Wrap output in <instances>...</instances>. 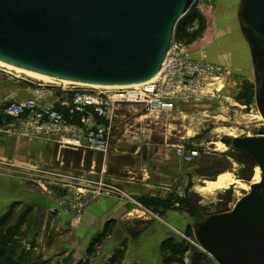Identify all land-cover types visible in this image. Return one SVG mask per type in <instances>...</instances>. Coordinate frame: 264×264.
<instances>
[{
	"label": "rangeland",
	"instance_id": "1",
	"mask_svg": "<svg viewBox=\"0 0 264 264\" xmlns=\"http://www.w3.org/2000/svg\"><path fill=\"white\" fill-rule=\"evenodd\" d=\"M239 3L240 0H195L187 15L197 12L200 13V19L188 25L189 31L197 30L200 21L207 26L206 16L200 9L206 11V15L210 17L211 12L207 11L210 6L214 11L221 13H225L227 7L231 17L230 26L232 24L238 38L242 37L246 41L239 26ZM184 19L186 17H183L182 21ZM174 41L187 44L175 35ZM250 71L248 75L241 76L237 71L224 66L220 77L214 82L215 85L208 87L213 90L201 101L188 103L183 110L145 113L135 107L129 108L126 112L128 122L116 131L107 153L63 146L54 139L38 141L6 134L20 143L24 142L21 146L24 157L21 155L15 163H11L12 160L2 163L9 166V172L12 168L17 172L13 174H18L21 179L31 184L30 192L38 201V214L33 217L31 208L27 212L23 210L17 214L16 207L12 214H8V220L5 219L7 224H4L1 230H19V236L15 240L17 248L28 239L27 233L33 224L40 230L46 226L45 234L37 235V242L44 245L49 241V230H52L49 220L44 221L46 213L52 214L51 219L59 214L66 220L61 224L68 222L67 230L61 229L64 233L55 239L60 246L68 239L73 240L72 236L84 237L88 232L86 225L90 219L87 215L96 207L98 196L102 193L116 195L130 200L134 209L124 220L112 219L114 221L109 229L111 237H105L94 251L87 253L89 264L91 258L101 259L102 256L105 260L102 259V262L98 263L111 264V258L118 251L120 258H116L113 264H167L166 259L170 257L171 252L160 249V243L170 236L173 237L174 243L184 241L190 248L183 255L182 262L174 260L172 264H193L196 253L203 256L201 264H218L202 249L193 234L186 233V229L168 233L164 227L158 226L155 238L152 237L154 232L151 237L140 240L147 242L142 251L138 250L139 241L132 243L126 230L123 229L121 238H112V235L120 226H142L147 223L148 227L152 221L162 222L172 215H176L178 220L186 219V227L192 228L194 223L202 221L210 214L231 210L250 190L231 185L228 189L214 192L200 191L205 181L214 180L219 174L226 172L232 173L249 186L253 183L257 165L246 154L231 146L233 137L264 134V120L256 104L252 62ZM8 76L13 78L9 79ZM24 79L44 82L0 64V100L9 96L11 82ZM217 87H220L218 91ZM249 93L253 94V101L246 104L243 99ZM216 142L225 146L217 149ZM192 148L199 149L200 153L191 163H186L182 160L179 150L186 153ZM143 195L162 199L171 195L185 196L196 205L200 216L193 218L188 217L186 213L167 210L159 214L139 201ZM40 196L46 197L40 200ZM85 196L89 198V204L83 208L80 217L75 219V206L79 205L76 199ZM60 219L58 218V221H61ZM101 231L94 233L92 239ZM81 240L79 238V241ZM25 241L26 245H31L29 240ZM78 243L76 249L84 254V248Z\"/></svg>",
	"mask_w": 264,
	"mask_h": 264
},
{
	"label": "water",
	"instance_id": "2",
	"mask_svg": "<svg viewBox=\"0 0 264 264\" xmlns=\"http://www.w3.org/2000/svg\"><path fill=\"white\" fill-rule=\"evenodd\" d=\"M194 2L0 0V61L74 83H142L160 72ZM238 20L264 117V0H240ZM231 146L261 168V181L231 210L194 223L193 234L218 264H264V134L233 137Z\"/></svg>",
	"mask_w": 264,
	"mask_h": 264
},
{
	"label": "built area",
	"instance_id": "3",
	"mask_svg": "<svg viewBox=\"0 0 264 264\" xmlns=\"http://www.w3.org/2000/svg\"><path fill=\"white\" fill-rule=\"evenodd\" d=\"M223 67L211 62L206 50L173 41L159 76L137 86L115 89L24 79L21 90L27 96L0 100V132L107 153L116 131L128 122L129 108L145 113L183 110L213 90L208 87L215 85ZM179 152L191 163L200 150ZM87 199H76L75 219L89 204Z\"/></svg>",
	"mask_w": 264,
	"mask_h": 264
},
{
	"label": "crops",
	"instance_id": "4",
	"mask_svg": "<svg viewBox=\"0 0 264 264\" xmlns=\"http://www.w3.org/2000/svg\"><path fill=\"white\" fill-rule=\"evenodd\" d=\"M200 10L201 13L206 16L207 26L202 35L190 44L191 48L194 51L199 49L206 50L211 62L233 69L241 76H246L251 73L250 68L252 59L249 46L242 37L238 38L239 36L235 32L232 24L230 26L231 17L228 8L226 7L225 13H221V11H214L210 6L208 10L206 9L208 12H211L210 17L206 15V11H202L203 9ZM11 83V92L8 97L3 99L17 98L19 95L20 97H25L28 95L27 91L21 90V87L24 85L23 81L15 80ZM23 144L24 142L20 143L12 136L0 132V233L5 232L1 230V221L5 216H8V214H12V210L16 209V207L18 209L17 214H20L23 210H26L27 212L30 208L33 212H31L33 217L38 214V201L34 198V194H31L30 192L32 189L31 184L24 181V179H21L18 174H13L17 172L13 171L11 167V172H9V166H4L5 164L2 163V161L9 160H12L10 161L11 163H15V161H19L18 157H21V155L24 157V154L21 151V146ZM14 158L17 159L15 160ZM45 197L46 196H40V200H44ZM13 204L16 205L14 208H12ZM131 204L130 200H126L116 195H105L102 193L101 196H98L97 205L93 208V212L91 211L87 215L90 219L86 225L88 232L84 237L74 235L72 236L73 240L68 239L60 246L57 245L58 242H56L55 239L61 237L64 233L61 229L67 230L68 222H66V224H61V222L65 223L66 221L63 216L61 217L58 214L51 219L50 217L52 214L48 212L46 213L44 221L49 220L51 225L50 229L52 230H49L48 232V238L49 241H51V244H49V241L44 245L37 242V235L40 236L42 234L43 236L46 232V226L40 230L39 228H35V225L33 224L32 228L28 230V239L23 237V239L29 240L31 245H26V241L24 240L22 245L16 249L15 259H18L22 252H25L28 256L25 261L26 263L23 262V264H79L81 261L89 264L87 248L92 241L94 233H98L101 230L103 231L105 224L111 219L124 220V218L131 213V210L134 209ZM19 205H21V207L18 208ZM58 218H61V221H58ZM175 218H177L176 215H172V217L170 216L167 220L164 219L162 222H158L159 225H157L156 229H158V226H162L164 227V230H169L170 233H175L178 229L183 230L180 226L175 224L173 221ZM116 233L117 229L113 232L112 238H116ZM141 233L142 231H137V233L135 232L133 235H130V241H133L132 243H134L135 239L137 240L139 238L142 240V236H140ZM156 233L157 231H155V234H153L152 237L155 238ZM135 234L136 236H134ZM110 237L111 235H109V238ZM79 238L82 240L79 241ZM76 243L82 245L84 248V254L76 249ZM146 243V241H139L138 250L142 251V249H144L143 246ZM128 254L129 252L127 255ZM102 259L103 261L105 260L104 256H102L101 259L98 257L91 258L90 264H103L98 263L100 261L102 262ZM135 260L137 261L138 259L136 258Z\"/></svg>",
	"mask_w": 264,
	"mask_h": 264
},
{
	"label": "trees",
	"instance_id": "5",
	"mask_svg": "<svg viewBox=\"0 0 264 264\" xmlns=\"http://www.w3.org/2000/svg\"><path fill=\"white\" fill-rule=\"evenodd\" d=\"M188 13V12H187ZM184 16L186 19L178 23L175 31V37L185 41L187 44H191L194 42L198 37H200L205 29V26L202 21H200V26L197 30L191 32L189 31L188 25L191 24L192 22L196 21L198 18L200 19V13H192ZM246 104H251L253 101V94L249 93L246 95L245 99H243ZM213 180V179H212ZM139 201L146 207L151 208L153 211L162 214L164 211H176L179 213H186L190 217H197L200 216V211L196 207V205L187 197L185 196H177V195H171L166 199H162L159 197H151V196H146L143 195L139 198ZM16 205L13 204L12 208H14ZM7 216L3 218L1 221V226L3 227L4 224H7ZM8 220V219H7ZM114 220L108 221L102 232H100L95 238L92 239L90 242L88 248H87V253H91L92 251L95 250V247L101 243V241L105 238L108 237L111 233H109L110 225L111 222ZM1 227V228H2ZM15 229H8L5 232L0 233V264H23L24 261H26L27 254L25 252H22L20 254V257L18 259H15V254H16V243L15 240L19 236V230ZM186 233L187 234H193L192 228L188 227L186 228ZM194 235V234H193ZM173 237L170 236L166 239H164L160 243V249L164 250H169L171 252L170 257L166 259L167 264H172L174 260H179V262H182L183 260V255L189 251V246L188 244L184 241L182 242H177L174 243L172 240ZM12 247V249H11ZM120 251L117 252L115 256L111 258V264L115 262L116 258H120ZM203 256L200 253L194 254V259H193V264H201ZM79 264H86V262H80Z\"/></svg>",
	"mask_w": 264,
	"mask_h": 264
},
{
	"label": "bare ground",
	"instance_id": "6",
	"mask_svg": "<svg viewBox=\"0 0 264 264\" xmlns=\"http://www.w3.org/2000/svg\"><path fill=\"white\" fill-rule=\"evenodd\" d=\"M0 64L5 66V67H8L10 69H14V70H16V71H18L20 73H23L26 76H29V77H31L33 79L44 80V82L64 83V84L74 83V82H71L69 80H63V79H59V78H55V77H51V76L35 73V72H32V71H28V70L22 69L20 67H16V66H13L11 64L5 63L3 61H0ZM158 76H159V73L156 76H154L152 79L148 80V81H145V82H142V83H136V84H132V85H91V84H84V83H79V84L80 85H91L93 87H107V88H115V89H117V88L137 86V85H140V84H143V83H147L149 81H152V80L156 79ZM217 79L218 78H216V80ZM220 87L219 88L217 87L218 89H216V90L218 91L220 89ZM261 117L264 120V117H263L262 114H261ZM215 146H216L217 149H222L223 146H225V145L222 144L221 142H216ZM261 178H262V171H261V168L257 165L256 168H255V175H254V178H253V183H259L261 181ZM231 185H235L237 187H242V188H246V189L250 188V186L248 184H246V183L242 182L241 180L237 179L232 173L226 172V173L219 174L214 180L205 181V185L200 188V191L202 193H204V192H214L216 190L228 189Z\"/></svg>",
	"mask_w": 264,
	"mask_h": 264
},
{
	"label": "flooded vegetation",
	"instance_id": "7",
	"mask_svg": "<svg viewBox=\"0 0 264 264\" xmlns=\"http://www.w3.org/2000/svg\"><path fill=\"white\" fill-rule=\"evenodd\" d=\"M188 217H190V216L188 215ZM173 221L175 222L176 225L180 226L182 229H186L187 228L186 225H185L186 222H187L186 219L182 218V219L178 220V219L175 218ZM146 225H147V223L145 225H142V226H137V225L136 226H132V225L128 224V225H125L123 227H119L118 230H117V233L115 234V236L118 237V238H121L123 236V232L122 231L124 229L127 232H129V235H133L135 232L137 233V231H142V233L140 235V236H142L141 239H143L145 237H151V235L156 231V227L158 225V222L157 221H152L151 224L148 227ZM166 232H169V230L166 231ZM134 236H136V234ZM137 240L140 241L139 238Z\"/></svg>",
	"mask_w": 264,
	"mask_h": 264
}]
</instances>
